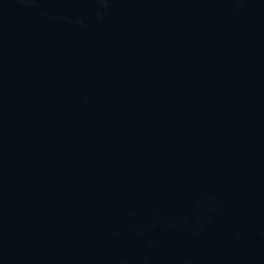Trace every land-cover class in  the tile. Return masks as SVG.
<instances>
[{
	"label": "water",
	"instance_id": "obj_1",
	"mask_svg": "<svg viewBox=\"0 0 264 264\" xmlns=\"http://www.w3.org/2000/svg\"><path fill=\"white\" fill-rule=\"evenodd\" d=\"M0 264H264V0H0Z\"/></svg>",
	"mask_w": 264,
	"mask_h": 264
}]
</instances>
